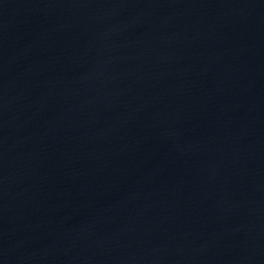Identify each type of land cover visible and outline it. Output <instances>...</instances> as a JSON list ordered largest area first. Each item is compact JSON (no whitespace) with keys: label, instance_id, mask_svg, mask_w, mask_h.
<instances>
[{"label":"water","instance_id":"obj_1","mask_svg":"<svg viewBox=\"0 0 264 264\" xmlns=\"http://www.w3.org/2000/svg\"><path fill=\"white\" fill-rule=\"evenodd\" d=\"M0 264H264V0H0Z\"/></svg>","mask_w":264,"mask_h":264}]
</instances>
